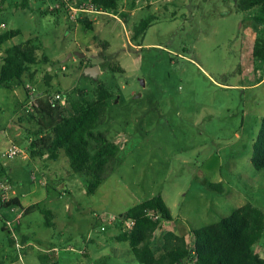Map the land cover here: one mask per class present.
Here are the masks:
<instances>
[{
    "label": "rangeland",
    "instance_id": "374dc122",
    "mask_svg": "<svg viewBox=\"0 0 264 264\" xmlns=\"http://www.w3.org/2000/svg\"><path fill=\"white\" fill-rule=\"evenodd\" d=\"M53 1L1 3L0 21L20 32L5 47L30 40L39 60L25 87L0 84V152L21 148L0 160L10 177L0 182L7 181L8 197L18 196L24 206L39 202L51 210L54 225H46L38 208H17L13 235L5 220L16 215L0 209V264H43L39 254H51L56 264H140L128 241L118 239L125 223L107 217L159 193L174 219L155 233L158 253L167 230L190 242L194 229L242 205L264 210V169L251 161L264 118V65L253 56L264 37L255 19L259 8L240 11L239 0H120L128 22L106 11L88 18L87 28L64 10L43 13ZM150 15L154 21L138 45L134 26ZM91 65L100 66L97 77L84 72ZM101 83L113 96L97 130L120 150L90 194L87 177L73 171L63 150L57 158L30 156L35 122L24 111L27 86L35 94L62 91L71 101L79 91L95 98ZM65 105L68 116L70 102ZM210 182H221L223 191L210 189ZM253 248L264 257V237Z\"/></svg>",
    "mask_w": 264,
    "mask_h": 264
},
{
    "label": "trees",
    "instance_id": "16d2710c",
    "mask_svg": "<svg viewBox=\"0 0 264 264\" xmlns=\"http://www.w3.org/2000/svg\"><path fill=\"white\" fill-rule=\"evenodd\" d=\"M92 1L105 11L120 15L124 22H128L129 12L119 11L120 0ZM4 2L5 0L1 1L2 4ZM21 5L27 7L29 0H22ZM238 8L240 11L259 8L261 12L255 19L264 25V0H239ZM62 11L60 8L51 10L48 8L43 13ZM79 19L87 28H92V22L88 18ZM153 21L154 18L150 15L134 26L132 38L140 42H137L138 45H143V38L139 39V36L144 37ZM19 33L18 29L11 28L0 33V50H4L0 56L2 58L0 84L10 90L25 87L26 77L32 79L35 75V72H30V66L39 60L37 54L39 47L30 40L5 47V44ZM253 56L262 67L263 36L257 38ZM94 91L93 99L84 91H79L78 97L71 101L66 96V103L70 102L72 111L68 116L65 114V104L53 106L48 96L38 93L34 110L24 111L27 116H22L35 122V128L31 132L33 138L29 145L30 156L37 158L47 155L57 158L63 150L73 171L83 173L87 177V191L90 194L96 193L106 178L107 168L116 161L120 150L117 144L109 141L103 132L97 130L110 106L112 91L102 83ZM28 97L30 98V95L27 94ZM22 117L20 119H24ZM251 161L256 169H264V118L253 143ZM3 177L10 179L7 167L0 164V179ZM208 187L223 191L221 182H210ZM11 207L23 208L20 198L15 196L5 199L0 190V209L8 212ZM35 208L45 214L47 226L54 225L52 211L42 207L39 202L26 207L25 212L28 213ZM121 216L136 220L134 228L122 232L118 239L128 241L140 264H264V257L253 248L254 244L264 237V210L253 204L242 205L220 221L194 229L193 240L190 242L185 236L167 230L159 253L152 246L155 233L163 221L174 219L172 210L161 193L135 204ZM3 229H6L5 226ZM19 229L18 226L17 230ZM28 239L29 237L25 235L22 238L23 244ZM11 242L13 241L10 239ZM39 257L43 264L57 263L51 254H39Z\"/></svg>",
    "mask_w": 264,
    "mask_h": 264
},
{
    "label": "built area",
    "instance_id": "2783aa9c",
    "mask_svg": "<svg viewBox=\"0 0 264 264\" xmlns=\"http://www.w3.org/2000/svg\"><path fill=\"white\" fill-rule=\"evenodd\" d=\"M1 1L0 0V6H1ZM50 9H62L66 11L72 19H79V18H92L96 14H100L102 12H106L104 9L100 8L95 4L92 0H54L50 4ZM8 29L7 24L4 21H0V33L4 30ZM28 90L30 92V98L28 100V103L26 104L25 111H33L35 108V101L38 98V94L34 93L35 89H31L30 86H27ZM48 96V99L50 103L53 106H56L57 104H66V95L62 91H52L49 92L48 94H45ZM21 151V148L17 145H11L8 147L7 150L0 152V160H5V159H12L16 155H18ZM10 185L7 181H1L0 182V190L3 193V198L9 199L7 193L5 190L9 189ZM8 213L10 215H16L13 219H6L5 220V225L6 228L14 235V226L13 223L14 221L20 216L18 213L17 208L11 207L8 209ZM107 221L109 223H113L114 221H122L125 223L127 231H130L134 228L136 220L134 218H124L122 216H116V215H109L107 217ZM105 227H103L104 229Z\"/></svg>",
    "mask_w": 264,
    "mask_h": 264
},
{
    "label": "water",
    "instance_id": "95a60500",
    "mask_svg": "<svg viewBox=\"0 0 264 264\" xmlns=\"http://www.w3.org/2000/svg\"><path fill=\"white\" fill-rule=\"evenodd\" d=\"M72 54H69V56L68 57H70ZM77 55H79V56H84V54L83 53H77ZM67 57V58H68ZM100 66L99 65H91V66H86L85 68H84V72L87 74V75H90V76H92L93 78L94 77H97V75L100 73ZM142 82H143V84H144V80H141Z\"/></svg>",
    "mask_w": 264,
    "mask_h": 264
},
{
    "label": "crops",
    "instance_id": "0c3cea01",
    "mask_svg": "<svg viewBox=\"0 0 264 264\" xmlns=\"http://www.w3.org/2000/svg\"><path fill=\"white\" fill-rule=\"evenodd\" d=\"M32 204H33V203H32ZM22 205H23V204H22ZM29 205H31V204H28V205H26V206L23 205V207H28Z\"/></svg>",
    "mask_w": 264,
    "mask_h": 264
}]
</instances>
